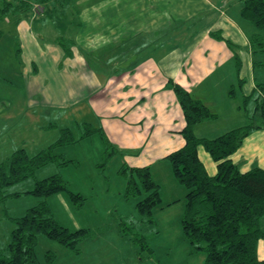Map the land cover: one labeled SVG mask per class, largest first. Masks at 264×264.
Here are the masks:
<instances>
[{"label":"crops","instance_id":"1","mask_svg":"<svg viewBox=\"0 0 264 264\" xmlns=\"http://www.w3.org/2000/svg\"><path fill=\"white\" fill-rule=\"evenodd\" d=\"M108 1L110 0H102ZM205 2L207 5V0ZM226 5L224 3L225 20L216 24L214 18L219 17L210 13L201 19L198 26L194 25L192 28L185 24H173L174 19L180 22L176 16H191L190 13L195 14L200 9L197 3L194 8L192 0H119L118 5L103 3L93 7L81 6L82 8L75 10L81 21L71 18V21L65 22L67 18H60L59 24L54 27L37 28L33 31L39 36L44 30L52 33V47L44 42L45 37L44 40L35 37L30 33L31 30L16 31L17 40H22L21 46L19 45L23 70L20 94L25 96L27 107H30L27 101L30 99L33 105H51L55 108H97V112L95 109L92 115L118 149L117 155L124 158L123 162L137 167H153L159 163L163 172L169 170L171 173V167L164 158L186 144L181 132L186 120L170 81L184 86L193 96L202 99L217 112L218 118L212 121L221 122L224 119L232 125L235 116L247 120L238 109L241 108L245 95L251 93L256 84L250 48V38L256 29L243 17H239L238 11L228 12ZM241 9L242 6L239 10ZM2 20L4 19H0V22ZM219 27H222L228 40L244 45L243 53L247 63H244L241 71H238L243 62L241 55L237 52L240 57L238 60L233 47H229L225 41L219 42L212 38L214 30ZM67 31L70 34L65 36ZM91 34L98 38L95 43L98 44L95 47L98 60L106 61L104 55L110 54L114 76L106 71L105 63L90 65L85 52H88L91 44L94 45L93 38H89ZM22 35L26 37L25 42ZM161 38L170 41L154 45L151 42ZM65 39L69 40V45L71 43V51L63 49L61 41ZM138 42H143V45H135ZM107 44L112 45V48L106 51L99 46ZM138 51V60L132 61L131 58ZM260 77L264 78V73L261 72ZM240 79L245 82L242 86L238 83ZM233 85L241 91V99H238V92L234 99L230 97L229 89ZM105 90L113 94L115 102L100 104L99 99ZM212 121L200 122L195 126L194 131L198 137L220 136L213 134L218 125L212 124ZM207 128L212 130V134H207ZM230 128H234V124ZM260 132L264 133V129L250 134L232 156L241 168L239 153L246 147L244 145L249 138L252 139L247 147L250 146L251 151L257 154H263L264 134H259ZM143 153L154 156L145 155L140 158ZM199 154L208 172L214 175L218 165L211 162L207 164V156L203 154L202 148ZM117 238L132 243L119 229ZM258 246V256L264 260V245ZM131 249L135 250L133 245ZM65 252L68 254V251ZM138 253L136 251L134 256ZM141 261L137 258L136 263L125 264H148Z\"/></svg>","mask_w":264,"mask_h":264},{"label":"rangeland","instance_id":"2","mask_svg":"<svg viewBox=\"0 0 264 264\" xmlns=\"http://www.w3.org/2000/svg\"><path fill=\"white\" fill-rule=\"evenodd\" d=\"M16 1L18 0H14V2ZM192 1L194 2V8L197 3L200 9L197 10L195 14H193L194 12L190 13L191 16L180 17L175 15L176 19L180 20V22L174 19L173 24H185L189 28H192L194 25L198 26V24L201 23V19L205 18L210 13L214 14L215 17H219L218 19L214 18L216 21L215 23L219 24V22L225 20L226 17L224 14V3L227 4L226 10L228 12L236 13L238 11L239 17L241 16L242 18V13L239 9L243 6V0H223L220 2L218 0H207V5L205 0ZM118 2L119 0H110L108 2H102V0H32L31 8L28 11L17 15L8 14L4 17V20L0 22V31L3 33L2 38H0V162L10 156L14 150L18 148H26L29 150L30 154H37V152L54 143L59 138L60 131L64 127L73 130V135L76 138H80V135L87 129V125L84 123L93 124L97 127L100 125L92 115V111L94 112L95 109L97 112V108L94 109V107H92L93 110H89L87 106L85 109L79 107L77 110L73 108H55L51 105H33V103H30V99L27 100L30 107H27L25 96L21 95L19 90V87L22 86L20 84H22L23 81V70L20 65L22 61L19 52L22 40H17L16 31L31 30L30 33L35 37H41L42 39L45 37L44 42L50 44L52 47L54 38L52 33L44 30V32L41 31L39 36V34L33 33V31L37 28L48 27L47 29H49V27H54L56 24H59L60 18L62 20L67 18V21L64 20L65 22L71 21V18L81 21V19H79V14L75 12L76 9L82 8L81 6L90 7L92 5L93 7L103 3L118 5ZM69 12H71V14L74 12L75 14H68ZM64 14L66 17H64ZM18 19H20V21H18ZM16 21L20 23L18 24ZM215 26L217 27L218 25ZM86 27L88 29L90 28L88 26ZM103 29L106 30V28ZM214 32L215 34L212 38H215L219 42L221 40L225 41L229 47H233V49L241 55V60H243L241 69L242 67L244 69V63H247L243 53L245 49L244 45H237L232 40H228L227 37H225L226 34H224L222 27L216 28ZM68 34H70L69 31L64 33L65 36ZM89 36V38H93L94 43V45L91 44L88 52H85L86 56L89 57L90 65L105 63L107 65L106 71L112 73L113 67L110 54L104 55L106 61L98 60L99 57H97L95 51V47L98 45L95 43H97L98 38L93 34ZM23 40L25 42L26 37L23 36ZM108 40L109 39H105V41ZM167 41L170 40H164L163 38H161V40H151L153 45L157 42L164 43ZM64 43L68 44L69 40H64ZM140 44L143 45V42ZM140 44L138 42V44L135 45L138 46ZM99 46L104 49V51L112 48V45L109 44L106 46ZM146 51H149V49L146 48ZM154 51L158 52L157 50H153V52ZM139 54L140 52L138 51L135 54L136 56L131 58V60H138ZM27 73L28 70L26 74ZM110 75L114 76L113 73ZM247 78H249V76ZM247 84H249L248 81ZM57 85L59 86V83ZM103 88L105 89V85ZM23 89L24 86L22 87V90ZM237 92L239 93V96L236 94L238 99H241V91H239L238 88ZM113 97V94L110 93L109 90L102 91L99 102L100 104L115 102ZM40 100L43 102V99ZM238 110L243 117H246L243 107ZM237 114L239 115V113ZM212 122V124L218 125L215 127L216 131L213 132V134L222 135L228 130L233 129L230 128L233 124L235 128L236 126L246 124L247 120L244 118L238 119L237 116H235L232 125L224 119L221 122ZM206 131L208 135L212 134L210 128H207ZM259 134L264 133L260 132ZM251 139L252 138H249L246 141L244 145L246 147H243L244 149L239 153L241 154L242 160L241 169L249 170L256 166L264 167V151L262 152L263 154H257L251 151L252 148H249L250 146L247 147L251 143ZM201 148L203 149V154L207 156V164L208 162L212 164L216 163L212 155L209 154L203 145ZM58 152L60 154L63 153L66 159L75 160V163L63 166L56 162H52L40 167L35 172L36 175L34 177L28 178L25 182L10 186L8 192H27L35 188L34 183L37 180L58 174L68 183L71 192L84 195L85 199L82 205H76V203L71 200L72 198L70 195L62 191V193L51 194L49 197H38L33 194L22 193L21 196L9 198L4 203L5 207L10 211L13 217H17L26 213L29 207L46 200L50 208H52L56 219L59 220L62 226H66L71 230L90 228L94 231L95 237L85 240L81 246V253L83 255L79 256L73 254L70 250L62 249L63 247L58 242L50 240L45 235H41L37 250L41 259L44 258L45 252L50 250L58 254L56 264L136 263L138 256L143 257L141 262H148V264L204 263L206 260L204 253L196 252L193 254L191 245L184 236L182 217L186 206L187 190L178 183L172 171L171 173L169 170H167L166 173L163 172L159 163L152 167L155 179L162 185L163 205L158 207L155 211V224H144L142 222V216L136 209L135 203L137 197L127 199L124 193L127 181L120 174V167L125 163L123 162L124 158L121 155L111 156L110 153L113 152V150L106 147V143L100 135L96 134L95 136L84 138L78 143L61 147ZM145 155L149 156L153 154L143 153L139 157L143 158ZM167 163L170 165L168 161ZM0 211L3 212L2 206H0ZM125 226L132 227L129 231L135 233V236L141 235L148 238L150 247L153 251L145 248L142 249L141 244L136 242L134 245L133 243L119 240L117 238L118 229L123 234L125 232L123 230ZM13 227V222L8 218L3 219L0 223L1 247L6 246V243L10 240V232ZM132 245L135 248L133 251L131 249ZM259 245L263 247L264 238L260 240ZM65 251H68V254H65ZM136 251L139 253L134 256Z\"/></svg>","mask_w":264,"mask_h":264},{"label":"trees","instance_id":"3","mask_svg":"<svg viewBox=\"0 0 264 264\" xmlns=\"http://www.w3.org/2000/svg\"><path fill=\"white\" fill-rule=\"evenodd\" d=\"M31 3L32 0L3 1L0 5V19L8 14L17 15L28 11ZM241 13L256 29L250 38L256 84L251 93L245 95L240 106L245 109L246 124L214 138L198 137L194 131L195 126L200 122L216 120L218 114L184 86L170 81L184 112L186 125L181 132L186 144L167 154L164 159L170 163L175 179L187 190L182 217L183 232L192 253H204L206 260L203 264H264V260L258 256V244L264 238V167L256 166L243 171L232 158L250 134L264 129V78L260 77V73H264V0H243ZM2 36L0 31V38ZM61 43L65 51H71L69 43L63 40ZM236 58L240 60L237 52ZM240 69L241 65L238 71ZM243 82L244 79H240L238 83L242 86ZM237 88L233 85L229 90L233 99L237 96ZM84 124L87 129L80 138L73 135V130L64 127L59 138L37 154H30L26 148H18L0 162V206L3 207L0 223L8 218L14 224L10 240L6 246H0V264H56L58 254L54 251L45 252L43 259L38 255L41 235L58 242L76 255L81 254L85 240L95 237L90 228L71 230L62 226L46 200L29 207L26 213L17 217H13L4 204L9 198L21 196L22 193L49 197L65 191L76 205L81 206L84 195L71 192L68 183L58 174L37 180L35 188L27 192L9 193L8 189L34 177L38 168L52 162L63 166L75 163V160L66 159L58 151L61 147L96 134L102 137L107 148L113 150L111 156L118 154V149L102 126ZM202 145L218 165L214 175L208 172L201 160L199 150ZM120 174L127 181L124 192L126 198L137 197L135 204L142 222L155 224L154 214L163 205V199L162 185L155 179L152 166L137 167L123 163ZM131 229L125 226L123 234L134 245L136 242L141 244L142 249L153 251L148 238L135 236V233L129 231ZM138 258L143 260L142 256Z\"/></svg>","mask_w":264,"mask_h":264},{"label":"built area","instance_id":"4","mask_svg":"<svg viewBox=\"0 0 264 264\" xmlns=\"http://www.w3.org/2000/svg\"><path fill=\"white\" fill-rule=\"evenodd\" d=\"M3 1H5V0H0V5H1V3H2ZM6 1H7V0H6Z\"/></svg>","mask_w":264,"mask_h":264}]
</instances>
